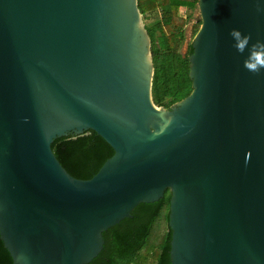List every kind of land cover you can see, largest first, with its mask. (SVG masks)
Masks as SVG:
<instances>
[{
  "label": "water",
  "instance_id": "obj_1",
  "mask_svg": "<svg viewBox=\"0 0 264 264\" xmlns=\"http://www.w3.org/2000/svg\"><path fill=\"white\" fill-rule=\"evenodd\" d=\"M191 93L154 102L138 0H0V238L12 264H88L104 232L169 190L171 264H264V0H198ZM114 149L90 179L52 143Z\"/></svg>",
  "mask_w": 264,
  "mask_h": 264
},
{
  "label": "trees",
  "instance_id": "obj_2",
  "mask_svg": "<svg viewBox=\"0 0 264 264\" xmlns=\"http://www.w3.org/2000/svg\"><path fill=\"white\" fill-rule=\"evenodd\" d=\"M152 42L154 76L152 95L159 106L170 108L192 91L188 56L193 52L192 41L185 53L186 26L198 8V0H138ZM186 10V12H185ZM202 23L201 17L193 28V37ZM52 149L66 170L76 178L90 179L114 154L111 145L96 131L58 137ZM171 192L152 203H140L132 217L121 220L104 232V247L88 264H171L169 206ZM158 221L162 224L158 232ZM13 260L0 238V264Z\"/></svg>",
  "mask_w": 264,
  "mask_h": 264
},
{
  "label": "clouds",
  "instance_id": "obj_3",
  "mask_svg": "<svg viewBox=\"0 0 264 264\" xmlns=\"http://www.w3.org/2000/svg\"><path fill=\"white\" fill-rule=\"evenodd\" d=\"M229 35L233 38V47L238 53L243 54L246 49L249 51V55L243 61L244 69L254 75L261 74L264 70V42L257 41L249 48L250 35H244L238 29H232Z\"/></svg>",
  "mask_w": 264,
  "mask_h": 264
},
{
  "label": "rangeland",
  "instance_id": "obj_4",
  "mask_svg": "<svg viewBox=\"0 0 264 264\" xmlns=\"http://www.w3.org/2000/svg\"><path fill=\"white\" fill-rule=\"evenodd\" d=\"M186 12V10H185ZM192 18L189 20L187 26H186V41L185 44L182 48V52L185 53L187 50V45L192 41L193 39V28L195 26V24L197 23V20L200 18V12L199 9L196 8L194 10V12L192 13ZM158 225V232L161 231V227L162 224L158 221V224H156V226Z\"/></svg>",
  "mask_w": 264,
  "mask_h": 264
}]
</instances>
